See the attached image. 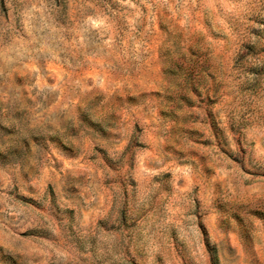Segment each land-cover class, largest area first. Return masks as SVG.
Listing matches in <instances>:
<instances>
[{
	"label": "rangeland",
	"instance_id": "obj_1",
	"mask_svg": "<svg viewBox=\"0 0 264 264\" xmlns=\"http://www.w3.org/2000/svg\"><path fill=\"white\" fill-rule=\"evenodd\" d=\"M0 264H264V0H0Z\"/></svg>",
	"mask_w": 264,
	"mask_h": 264
}]
</instances>
